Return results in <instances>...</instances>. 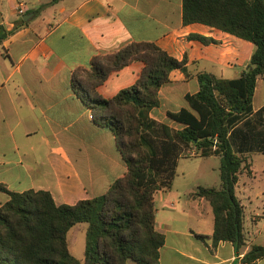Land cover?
I'll list each match as a JSON object with an SVG mask.
<instances>
[{"label": "crops", "instance_id": "0c3cea01", "mask_svg": "<svg viewBox=\"0 0 264 264\" xmlns=\"http://www.w3.org/2000/svg\"><path fill=\"white\" fill-rule=\"evenodd\" d=\"M18 3L24 5L22 15L16 13ZM0 28V36L7 33L0 41V185L14 192L48 191L57 204L67 205L105 194L127 170L116 137L94 122L81 90L71 86L75 68H89L94 56L131 42H151L177 60L186 57L192 76L171 71L159 90V106L150 112L158 123L177 129L167 112L187 108L185 95L198 90L195 74L238 78L253 52L251 43L212 27L184 25L182 0H0ZM190 35L216 43L204 45ZM142 68L133 62L111 73L98 94L112 98L131 86ZM252 108L231 138L249 164V173H239L235 185L245 246L237 253L231 242L213 243L208 202L192 198L195 191L186 196L185 189L173 190L175 175L169 188L154 195L155 228L165 237L159 264H231L252 244L264 245L258 243L264 235V114L257 115L264 108V75L256 81ZM8 198L0 190V203ZM248 208H253L249 216ZM249 223L256 227L253 237L245 230ZM84 249L77 258L81 263Z\"/></svg>", "mask_w": 264, "mask_h": 264}, {"label": "trees", "instance_id": "16d2710c", "mask_svg": "<svg viewBox=\"0 0 264 264\" xmlns=\"http://www.w3.org/2000/svg\"><path fill=\"white\" fill-rule=\"evenodd\" d=\"M182 23L206 25L251 43L253 52L240 76L196 73L198 90L185 95L187 108L167 112L179 125L173 129L150 112L159 106V90L171 71L192 76L186 57L177 60L154 43L131 42L94 56L89 68H75L71 86L81 90L94 122L116 137L127 170L105 194L73 205L57 204L48 191L14 192L0 185L9 197L0 203V264H159L165 237L155 228L154 195L171 186L177 161L187 150L193 157H219L220 187H198L190 194L211 207L213 243L231 242L237 253L245 246L244 210L235 185L239 173H249V164L233 149L231 138L253 113L256 81L264 75V0H182ZM188 39L216 43L200 35ZM133 62L143 68L131 86L112 98L98 94L111 73ZM262 114L264 108L257 112ZM78 223L87 224L83 263L70 253L67 240ZM262 258L264 245L252 244L231 264H256Z\"/></svg>", "mask_w": 264, "mask_h": 264}, {"label": "rangeland", "instance_id": "374dc122", "mask_svg": "<svg viewBox=\"0 0 264 264\" xmlns=\"http://www.w3.org/2000/svg\"><path fill=\"white\" fill-rule=\"evenodd\" d=\"M173 128H176L173 126ZM192 151L187 150L186 156H181L177 161L176 177L173 183V190L185 189V195L196 191L198 187L218 188L221 185L219 173V157H193L190 156ZM57 201L58 198H56ZM67 203H73V200H67ZM60 203V202H57ZM206 210L212 217L211 207L205 203ZM253 208H248L246 214L249 216ZM263 227V220H260L257 225ZM86 223H81L73 227L67 234L70 243V252L76 258H83L84 237ZM209 229V228H208ZM246 231L251 234H256V227L246 224ZM76 242V244L74 243ZM258 243H264V235L259 236Z\"/></svg>", "mask_w": 264, "mask_h": 264}, {"label": "built area", "instance_id": "2783aa9c", "mask_svg": "<svg viewBox=\"0 0 264 264\" xmlns=\"http://www.w3.org/2000/svg\"><path fill=\"white\" fill-rule=\"evenodd\" d=\"M24 5L22 3H18L17 7H16V13L18 15H22L24 13Z\"/></svg>", "mask_w": 264, "mask_h": 264}]
</instances>
